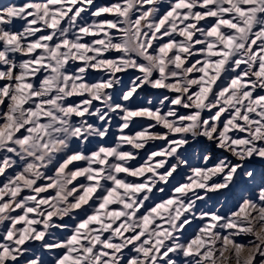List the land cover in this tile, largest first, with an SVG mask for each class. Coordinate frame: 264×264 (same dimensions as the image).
Returning <instances> with one entry per match:
<instances>
[{"label":"snow or ice","instance_id":"snow-or-ice-1","mask_svg":"<svg viewBox=\"0 0 264 264\" xmlns=\"http://www.w3.org/2000/svg\"><path fill=\"white\" fill-rule=\"evenodd\" d=\"M146 88L164 90L159 106H136ZM261 93L264 0L0 5V264H46L34 242L51 264H264ZM116 119V143L98 142ZM226 194L231 207H206Z\"/></svg>","mask_w":264,"mask_h":264},{"label":"rangeland","instance_id":"rangeland-1","mask_svg":"<svg viewBox=\"0 0 264 264\" xmlns=\"http://www.w3.org/2000/svg\"><path fill=\"white\" fill-rule=\"evenodd\" d=\"M9 2L22 3V2H24V0H0V5H4V4H7ZM118 2H119V0H94V5H95V7L110 6V5L118 3ZM160 2L162 4L167 5L170 2V0H160ZM93 10H95V9H93ZM112 18H114V14L104 13L98 19H112ZM84 19L88 23H91L93 21V19H97V18L92 17L91 13L89 12L85 15ZM17 27H19V25H17ZM103 36H104V33H100L97 38H103ZM90 39H91V37H86L85 41L86 42L90 41ZM104 55L107 56L108 54L105 53ZM76 63H80V62H76ZM74 66L75 65H73V67ZM104 75H105V73L103 71L90 70V75L86 78L91 80V81H95V80H99L100 78L104 77ZM130 78H131V73L124 75V81L126 83ZM217 83L219 84L220 81H217ZM163 91L164 90L146 88L144 91L139 93L138 97H136V106H147L148 100H152L154 105L159 106L158 105V99L160 97V93ZM257 91L259 92V90H257ZM261 94H264V93H261ZM181 111H186V110H181ZM146 124H147L146 120L137 119L136 121H134L133 125H130L129 129L125 130V132L126 133H129V132L134 133L135 131L140 130V128L142 126H146ZM118 128H119V121H118V119H116V120H114V123L112 125L110 135L108 137H106L104 139V141H98V142L106 143L107 145H110V146L114 145L116 143L117 137L120 135ZM157 145L162 146V142H159V141L150 142V145L147 147L150 150H154ZM92 147L94 149L95 144ZM129 148H130V146H128V145L124 146L125 150H129ZM208 148H209V143L206 140L201 141L200 143H197L196 141L192 142V148L189 149L188 156H189L190 162H191L193 167L203 165L204 162L201 159V154H202V152H204L205 149H208ZM138 151H139V156H137V159L129 162L132 166H136V165L142 163L143 158H145V155H146L145 149H140ZM79 163H80V166H83V162H79ZM257 167L258 168L260 167L259 163L257 164ZM9 171H11V170H9ZM52 174L53 173L51 171L48 172V175H52ZM189 174L190 173H189L188 168L182 167L179 170L178 174H175V179L172 180L171 184L166 187L165 192L164 193H159V192L156 193V196H155L153 203H158L161 199H166L167 196L171 192V187L177 183L184 182L185 178ZM4 179H5L4 177H0V186H2ZM79 179L82 180L83 178H79ZM29 193H30V190H25V192H24L25 195L29 194ZM216 199H219L220 204L215 203ZM234 203H235V196L232 194H226L224 196H220L218 198H214L213 200L208 201L206 207L215 209L216 207H220V205H224L225 208H228V207H231ZM201 207H205V205H201ZM16 211L19 212L20 210L17 209ZM13 214H15V213H13ZM166 218H167V213H162V219L157 220V223H159L161 225L162 229L167 227ZM54 219H56V218H54ZM65 219H67V217H65ZM113 226L115 227V225H113ZM153 226H155V225H153ZM196 227H197V225L194 223L192 228L188 229V231L186 233L187 238H191ZM53 231L55 232V236L57 238H60L64 235H67V233H65L62 229L61 230H55L54 229ZM125 235H127V233ZM32 248H33V252L36 255L41 256L45 260L46 264H51V262L54 260V255L51 252H49L45 249H42L40 247V242H34L32 244ZM21 264H23V262H21Z\"/></svg>","mask_w":264,"mask_h":264}]
</instances>
